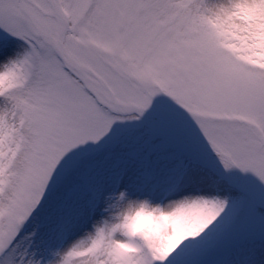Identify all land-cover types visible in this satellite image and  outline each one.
<instances>
[{
  "label": "snow or ice",
  "instance_id": "1",
  "mask_svg": "<svg viewBox=\"0 0 264 264\" xmlns=\"http://www.w3.org/2000/svg\"><path fill=\"white\" fill-rule=\"evenodd\" d=\"M0 264H264V0H0Z\"/></svg>",
  "mask_w": 264,
  "mask_h": 264
}]
</instances>
